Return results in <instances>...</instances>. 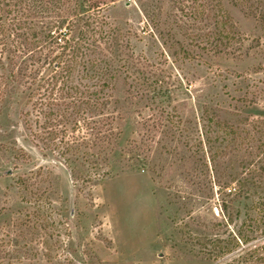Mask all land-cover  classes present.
<instances>
[{
    "label": "rangeland",
    "instance_id": "374dc122",
    "mask_svg": "<svg viewBox=\"0 0 264 264\" xmlns=\"http://www.w3.org/2000/svg\"><path fill=\"white\" fill-rule=\"evenodd\" d=\"M223 1L239 36L221 52L171 0L110 5L131 64L129 84L121 77L114 92L121 134L99 181L74 179L32 143L23 95L1 105L0 264H228L234 252L217 257V240H231L243 214L228 222V212L246 202L234 177L260 156L216 121L264 118V33L242 5Z\"/></svg>",
    "mask_w": 264,
    "mask_h": 264
},
{
    "label": "trees",
    "instance_id": "16d2710c",
    "mask_svg": "<svg viewBox=\"0 0 264 264\" xmlns=\"http://www.w3.org/2000/svg\"><path fill=\"white\" fill-rule=\"evenodd\" d=\"M146 1L137 0L142 7ZM171 1L184 14L189 8L194 19L204 23L199 36L216 52L237 41L239 31L223 0ZM231 1L242 5L264 33V0ZM114 2L0 0V107L8 98L23 95L26 108L21 117L32 143L56 153L74 179L99 181L107 176L121 134L114 92L121 77L129 84L131 56L126 52L129 40L106 15ZM216 125L232 135L234 144L238 139L246 142L260 156L256 164L252 160L242 166L244 175L234 177L235 198L246 199L245 211L228 212L229 205H221V211L229 213L228 222L243 218L229 242L217 240L216 256L234 252L228 264H264V118L217 120ZM86 164L98 167L78 170ZM29 181L20 177L17 183L25 188ZM229 184L218 180V191L227 188L231 193Z\"/></svg>",
    "mask_w": 264,
    "mask_h": 264
}]
</instances>
